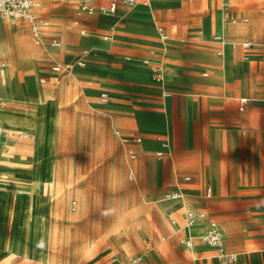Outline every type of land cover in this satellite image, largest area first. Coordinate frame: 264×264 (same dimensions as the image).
Returning a JSON list of instances; mask_svg holds the SVG:
<instances>
[{"label":"rangeland","instance_id":"rangeland-1","mask_svg":"<svg viewBox=\"0 0 264 264\" xmlns=\"http://www.w3.org/2000/svg\"><path fill=\"white\" fill-rule=\"evenodd\" d=\"M76 1L44 0L39 9L41 17L50 18V22L59 28H69L67 32L77 37L82 26H86L87 36L81 39L82 42H103L100 33H91L95 16L79 21L81 16H76ZM263 1L231 0L232 8L223 10L221 0H155L154 9L147 11L145 18L134 25H126L121 20L115 27L120 13L112 18H99L100 26L113 25V33H121L116 37L109 36L114 45L109 54L112 59L100 61L98 58L84 69L77 68L74 61L78 48H73V42L69 40L62 58L66 67L63 70L69 69L71 74L64 71L57 77L58 84L45 86L36 82L37 67L44 62L43 57L34 55L28 24L13 19L0 21V63L7 65L9 81L8 94L0 91V95L5 102L3 110L13 122L8 125L0 115L6 134L13 136L11 140H5L9 141L8 145H2L9 150H2L0 160V176L6 170L5 176L9 178L0 183V250L3 249L0 264H221L212 251L206 253L208 249L203 241L204 247L196 245L193 231L184 228V213L188 211L208 213L210 217L220 219L225 247L238 254V260L233 264H264V196L216 194L207 199L204 181L197 200L184 198L183 189V199H170L168 184L175 185L176 180L190 176V172H175L170 181L165 178L166 164L174 154V142L182 141L181 130L170 132L169 128L162 132L165 134L156 132L152 135V140L160 138L157 147L168 139L172 152L171 156L159 160L162 177L156 183L157 188L145 195L150 179L153 174L156 176L152 163L157 159L150 153L135 161L129 160L122 142L128 135L119 140L112 133L114 128L142 133L136 120L129 116L138 108L131 106L133 101L144 100L141 96L156 102L164 99L163 109L159 103L155 107L149 105L147 109L162 112L168 124L180 120L174 118L181 109V103L176 102L180 92L171 91L170 100L165 99L166 91L154 89L133 93L136 84L123 77L122 54L127 53L128 46L130 50L138 48L130 45L137 43L135 38L138 37L131 29L150 28L142 32L153 34L155 38L156 26L163 27L170 40L172 70L167 80L178 85L187 82V78L172 62L173 46L178 48L184 41L193 40L200 50L208 52L211 36L219 34L216 31L220 29V15L233 17V12H238L235 18H249L248 25L237 20L222 23L227 43L235 44L246 36L263 45L264 17L260 19ZM213 20L214 26L205 32L206 22ZM90 47L97 49L95 45ZM131 52L133 58L138 59L140 51ZM243 66L240 63L237 67L240 76ZM76 75L83 76V81ZM135 76L141 82L151 83L140 67L136 68ZM102 92L112 95L109 102L100 99ZM29 117L32 130L23 124L30 121ZM45 118L49 120V136L40 145L39 152L15 150L13 159L6 162L4 155L10 151L11 141L26 146L40 141L39 131ZM23 134L33 139L24 140L20 137ZM259 152V163L262 164V149ZM131 170L134 178L129 180ZM51 172L55 175L52 189L43 182L49 179ZM260 173L261 170V177ZM262 182L260 178L258 184ZM205 203L208 204L201 205ZM72 205L76 206V211L71 210ZM213 205L223 208L212 212L210 207ZM184 235L191 238V250L182 241Z\"/></svg>","mask_w":264,"mask_h":264},{"label":"crops","instance_id":"crops-1","mask_svg":"<svg viewBox=\"0 0 264 264\" xmlns=\"http://www.w3.org/2000/svg\"><path fill=\"white\" fill-rule=\"evenodd\" d=\"M43 2L44 0H39L33 8L34 15L37 19L38 34L40 37L39 42H36V39L32 36L30 26L26 22L29 27L30 39L35 48L33 51L34 55L43 57L42 62L44 63L42 66L37 65L36 82L39 86L58 84L57 77L63 74L64 71L71 74L69 69L63 70V68L66 67L64 66L62 58L63 53H65V46L69 40L73 42V48H78V53L76 51L78 55L75 57L76 59L74 61L75 64L80 58V52L82 50H88L90 52L85 66L83 68L77 66V68L84 69L87 64L98 58H100V61H104L105 59L110 60L112 58L109 54L114 45H112L109 36L116 37L117 34L121 35L120 32L113 33L116 25L120 24L121 20L124 21L126 25H134V23L141 22L145 18L144 15L146 12L153 10L155 5V0H137L138 3L133 8L119 6L114 14L100 16L106 14L96 12L94 15L88 16L78 12L79 0H77L74 3L76 4V16H81L79 21L82 22L84 20L83 18L95 16L96 20L91 22V24H94V29L91 33H100L102 36L101 40L103 41L90 40L82 42L81 39L87 36L85 30L86 26H82V29L78 31V37L69 34L67 32L69 28H59L50 22V18L41 17L39 9ZM102 3H104L102 0L98 2V4ZM220 7L223 10H230L232 8L231 0H221ZM133 11L136 13H133ZM262 12L263 16L260 17V19L264 17V1L262 2ZM118 13H120V16L114 25L115 27L113 25H108V27L99 25V18H112ZM235 13L238 12H233V17L227 16L223 18L220 15V29L216 31L219 32V34L211 36L209 45H207L209 49L208 52L200 50L193 40L184 41L183 44L177 46L178 48H175L172 44L174 48L172 62L181 70L182 75L187 78V82L178 85H174L167 80V78L171 76L170 70H172L169 64L170 40L168 36L166 42H161L156 30L157 27H163L160 25L156 26L155 32L157 37L155 38L153 34L145 35L142 32L150 28L139 29L138 27V29H131L135 31V35L138 36L135 38V42L137 43L130 44L138 46V48L133 49L140 51L137 55L138 59L136 58L138 61H131L133 59L131 51L133 50H130L129 46L126 48L127 53H123L120 60L121 64H125L123 68V77L133 80L136 84V86H133V93L155 89L161 92L166 91L169 94L171 91H178L181 94L180 97L176 98V102L181 103V109L179 111L177 110L174 114V118L180 119L178 122L172 120V122L170 121L168 124L164 115L161 114L162 112H153L147 109L150 107L149 105L154 106L158 105V103L163 109L164 99L161 102H156L154 99H145V97L141 96L144 100L140 99L133 101L131 106L138 108L136 111L130 112L129 116L131 119L136 120L135 122L142 133L136 130L123 131L117 128H114L112 131V133L114 131H119V136L117 137L119 140L126 135H135L140 138L139 145H135L132 142L124 143V141H122L124 152L127 157L126 150L128 148L136 149L137 156L131 161H135L141 156H149L150 153L153 154L151 156L157 159V161L152 163L153 169L157 173L156 176L153 174V177L150 179L148 187L145 190V195L151 194L152 189L157 188L156 183L158 179L162 177L159 172V160L161 161L167 156H171L172 152V146L168 139L166 142L162 141L159 147H157V140H160V138L152 140V135L156 132L165 134L162 132H166L169 128L170 132H177V130L180 129L182 132V141L180 143L177 141L174 142L175 150L170 161L166 164L165 178L170 181L172 178L171 176L175 172L184 170H188L190 176L180 177V180H176L173 186L169 183L168 185L171 187V190L168 191V195L177 193L178 195L180 194V197L183 199L182 193H184V198H190V201L197 200L201 187H203V182L206 181L204 196L207 199L214 197L216 194L218 196L231 197H248L254 196V194L264 196V44L260 46L253 38H245L246 36H244L240 42H235V44L226 42L227 36L224 34L223 22L228 21L234 23L237 20L238 23L243 25H248L249 23L248 17L237 19L235 18ZM244 19L246 22H243ZM18 21L25 22L22 20ZM56 32H60L59 40L61 46L58 49H53L49 47V43ZM81 32H83V34ZM215 36H220V40H215ZM245 42H251L252 47L244 49L242 44ZM91 45H95L97 49L92 50L90 47ZM149 49L156 53L155 60L162 64L163 67L165 65L167 68V75L161 84L154 82L151 72L145 70L141 65L140 60L146 55ZM93 52L95 53L94 55L92 54ZM124 57H129L130 60L125 61ZM101 63L105 64L104 62ZM240 63L244 64L241 76L237 70ZM260 63H262L261 67ZM52 65H58L60 67V72L52 73L49 69ZM138 67L147 74L149 73L148 76L150 75L152 79L151 81L149 77L150 84L135 79V70ZM5 69H7L6 64L4 68L0 70V82L4 77L3 71ZM201 73L202 76L200 75ZM76 76H78L80 81H83V76ZM41 78L45 79L44 83L40 82ZM102 94L107 95V100L104 102H109L112 95L107 92H102L100 94V99ZM0 98L2 99L1 95ZM165 99L170 100L172 97L170 96ZM243 99L246 100L244 105L241 103ZM144 107L146 108L143 109ZM170 115H172L171 107ZM3 132L4 136L2 139L11 140L13 138L12 133L6 134L4 130ZM20 137L24 140L33 139V137H29L28 134L20 135ZM5 142L6 141H4V143ZM163 143L168 144L167 149L163 148ZM260 149H262V164L259 163ZM2 150L6 152L9 150V147L2 146L0 153ZM159 153L161 155H158ZM156 162L157 165L155 166ZM260 170L261 177L259 176ZM129 173H132L133 179V171L131 170L128 174ZM260 178L263 180V182L260 183L261 186L258 184ZM207 188L211 190L209 196L206 195ZM182 189L183 192L181 193ZM206 204L208 203L201 205ZM257 204L260 205L259 203ZM247 206L249 205L247 204ZM221 208L223 207H217L216 205L210 207L212 212H216L217 209L220 210ZM156 210L158 211V204L156 205ZM174 210L176 211L178 209L175 208ZM74 211H76V206ZM189 212L191 211L184 213V220L186 214ZM203 214L206 215V220L199 221L194 225L200 224L203 232L206 227V222L212 220L219 224L223 232L220 219L210 217L208 213ZM184 228L190 232L193 231L195 233L194 236L200 234V229H196L198 227L190 228L185 226ZM190 239L188 236L184 235L182 240H189L190 247L185 246L189 250L192 249V241ZM204 246L217 256V252L214 249L209 248L205 244ZM224 248L226 251L238 256L236 252L230 251L225 247V237ZM2 250L3 249H1L0 252H3Z\"/></svg>","mask_w":264,"mask_h":264},{"label":"built area","instance_id":"built-area-1","mask_svg":"<svg viewBox=\"0 0 264 264\" xmlns=\"http://www.w3.org/2000/svg\"><path fill=\"white\" fill-rule=\"evenodd\" d=\"M39 0H0V21L6 19H13V20H22L29 24L30 31L32 36L36 39V42L40 41V37L38 34V25L37 19L34 15L33 8ZM101 0H79L78 3V12L86 14L88 16L94 15L97 13L102 14H114L115 11L119 6L125 8H133L137 5V0H102L104 3L98 4ZM243 22H246L244 19ZM158 33V38L161 42H166L168 40V35L161 27L156 28ZM83 34V32H81ZM60 32H56L51 38L49 47L53 49L60 48ZM215 40H220V36H215ZM244 49H249L252 47L251 42H245L242 44ZM90 52L88 50H82L80 52V58L77 61V65L79 67H84L87 59L89 57ZM156 53L149 49L146 52V55L140 60L142 67L150 71L152 74L153 81L158 83L161 74H162V64L155 60ZM125 61L130 60L129 57H124ZM50 71L52 73H59L60 67L58 65L50 66ZM41 83L45 82V79H40ZM101 100L106 101L107 95L102 94ZM242 105L246 103V100H241ZM4 105L3 100L0 98V107ZM4 136V132L0 127V142ZM113 136L116 138L119 136V131H114ZM124 143L132 142L135 145L140 144V138L135 135H128L125 139L123 138ZM163 148L167 149L168 144L163 143ZM126 153L130 160H134L137 156L135 148H128ZM158 155H161L160 153ZM128 179H132V173L128 174ZM188 180V179H186ZM211 190L209 188L206 189V195L209 196ZM177 196V193H171L170 196ZM75 210V206L72 205V211ZM206 215L203 213L194 214L189 212L185 216V222L187 226H192L199 221H205ZM202 241L203 243L208 246L209 248L214 249L217 252L218 260L221 264H233L237 260V256L234 253L228 252L224 248V236L221 227L218 223L212 220H208L206 222V227L202 232ZM186 247H190L189 240L184 241Z\"/></svg>","mask_w":264,"mask_h":264},{"label":"bare ground","instance_id":"bare-ground-1","mask_svg":"<svg viewBox=\"0 0 264 264\" xmlns=\"http://www.w3.org/2000/svg\"><path fill=\"white\" fill-rule=\"evenodd\" d=\"M100 16H107V15H100ZM109 16H111V15H109ZM217 23V22H216ZM217 25H219V24H217ZM212 26H214V20L213 21H211V22H209V21H207L206 22V28H205V32H207ZM0 49H2V47H0ZM67 59H68V57H67ZM131 61H138L137 59H135V58H133ZM76 64H77V62H76ZM172 65V64H171ZM4 66H5V64H3V63H0V70H2L3 68H4ZM76 66H78V65H76ZM136 71V70H135ZM3 73H4V77L1 79V82H0V91H2V93H4V95H7L8 94V89H9V81L7 80V69H5L4 71H3ZM149 74V73H148ZM121 75V74H120ZM166 75H167V68H166V66L164 65V67L162 68V74H161V77H160V79H159V81H158V84H161L163 81H164V79H165V77H166ZM178 76V75H177ZM149 77H150V75H149ZM11 78V77H10ZM150 80L152 81V79H151V77H150ZM6 93V94H5ZM167 95V97H170V94L169 93H167L166 94ZM3 99V98H2ZM3 102H4V99H3ZM4 107H5V102H4V105H2L1 107H0V115L2 116V120L3 121H5V122H7L8 123V125H11V123H13L12 121H11V119H10V116L8 115V114H6V112L7 111H5V110H3L4 109ZM43 113V112H42ZM11 114V113H10ZM18 114V113H17ZM20 115V114H19ZM31 117V116H30ZM29 117V120L31 119ZM44 118V117H43ZM16 119V118H15ZM31 121V122H30ZM30 121H28V122H24L23 124L24 125H26V126H28L27 128L28 129H31L32 130V120H30ZM42 126V125H41ZM0 127L4 130V128H3V126H2V124H1V121H0ZM35 128V127H34ZM48 128H49V120H46V118H45V120H44V123H43V127H42V129L39 131V139H40V141L38 142V143H31V145L30 146H26V145H23V144H21V143H11L10 142V146H11V148H10V151L8 152V153H6L5 155H4V160L6 161V162H8V161H10L11 159H13V153L15 152V150L17 151V152H21V153H28V152H30V153H32V152H39L38 150H39V148L41 147L40 145H42L44 142H46L47 140H48ZM5 131V130H4ZM6 133V132H5ZM4 141H5V138L4 139H2L1 140V142H0V150H1V148H2V145H3V143H4ZM158 141V140H157ZM8 143H9V141H6L5 143H4V145H8ZM45 154V153H44ZM0 158H2L1 157V153H0ZM18 159V158H17ZM3 160V159H2ZM31 160H32V158H31ZM6 167V166H5ZM2 170V169H1ZM7 174V171L6 170H3L2 172H1V176H0V183L1 182H5V181H7V180H9V178L8 177H6L5 175ZM27 174V173H26ZM33 174V173H32ZM54 177H55V175H54V173H50V175H49V179L45 182V181H43L44 183H47V185H49V187L52 189V188H54V186H55V179H54ZM42 181V180H41ZM6 184V183H5ZM23 189V188H22ZM5 190V189H4ZM21 194V193H20ZM19 196V195H18ZM26 196V195H25ZM2 197V196H1ZM169 198H178V197H180V194L179 195H177V196H168ZM30 200V199H29ZM177 203V202H176ZM179 203V202H178ZM25 204V203H24ZM180 204V203H179ZM179 204H178V206H179ZM62 205V204H61ZM61 205L59 204V207H61ZM182 206V205H181ZM58 207V208H59ZM185 224H186V222H185ZM31 225H32V223H31ZM185 226H187V225H185ZM31 227V226H30ZM188 227H190V228H194V227H198V228H196V229H200V234H197L196 236H195V241H196V245L198 246V247H200V248H202V247H204V246H202V226L200 225V224H196V225H192V226H188ZM187 228V227H186ZM28 235V234H27ZM206 249H204L203 250V252L205 251ZM208 251L210 252V250L208 249V250H206V253H208Z\"/></svg>","mask_w":264,"mask_h":264}]
</instances>
